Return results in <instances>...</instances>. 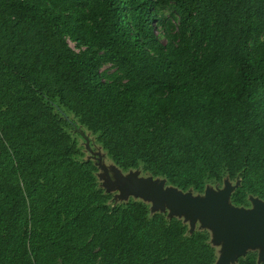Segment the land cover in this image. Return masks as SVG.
Returning <instances> with one entry per match:
<instances>
[{
    "label": "trees",
    "instance_id": "trees-1",
    "mask_svg": "<svg viewBox=\"0 0 264 264\" xmlns=\"http://www.w3.org/2000/svg\"><path fill=\"white\" fill-rule=\"evenodd\" d=\"M85 136L124 172L264 201V0H0V264H214L208 230L116 202Z\"/></svg>",
    "mask_w": 264,
    "mask_h": 264
},
{
    "label": "water",
    "instance_id": "water-1",
    "mask_svg": "<svg viewBox=\"0 0 264 264\" xmlns=\"http://www.w3.org/2000/svg\"><path fill=\"white\" fill-rule=\"evenodd\" d=\"M85 146L90 150L89 140L86 136ZM96 154L98 168L102 169L104 173H108L102 163V156L100 153L96 152ZM112 170H114V181L110 179V176H107L112 185L137 194L143 193L153 199L155 204L164 205L166 203L169 207L184 213L191 221L194 222L198 219L203 226L209 227L221 239L218 241L223 242L221 264H232L240 255L254 249L258 250V262L264 261V201L250 196L249 200L252 205L250 208L234 205L228 207L226 203L229 197L228 192L216 197L213 202L200 198L198 200V197H193L189 190L182 192L172 185L173 188L162 189L161 186L153 185L148 181L121 175L115 167ZM192 229L189 231L192 232ZM256 245H262V247ZM248 246L250 247L246 249Z\"/></svg>",
    "mask_w": 264,
    "mask_h": 264
},
{
    "label": "rangeland",
    "instance_id": "rangeland-1",
    "mask_svg": "<svg viewBox=\"0 0 264 264\" xmlns=\"http://www.w3.org/2000/svg\"><path fill=\"white\" fill-rule=\"evenodd\" d=\"M166 16L168 15L167 10L164 11ZM108 65H105L103 68H108ZM89 136V135H88ZM78 141L80 145H84V140L78 137ZM95 146V147H94ZM94 147V149H92ZM82 150L84 152V156L86 159H95V162L97 163L98 157L96 159L95 154L100 153L102 156V163L106 167V170H108V173H104L102 169H100L97 173V178L99 181L100 186L108 193H111L113 195V198L116 202H126L129 199H138L145 202L150 210V213L155 212H166L168 217L175 216L178 218H181L185 223L189 225V230H195V229H206L210 232V238L209 242L211 245H213L216 248L217 252V258L214 264H221V257L223 254V242L221 243L220 238H218L209 227L203 226L202 222H200L198 219L194 222L191 221L184 213L178 212L176 209L169 207L166 203L164 205H157L155 204L154 200L145 196L143 193H136L133 191H129L127 189L123 190V188H120L116 185H112L107 176H110V179L114 181V167L119 170V173L124 176H130L134 177L137 180H145L148 181V183H151L156 186H161L162 189H170L173 188L171 185L166 183V180L162 177H153L145 172H143L140 168L138 169H131L129 171H122L118 167H116L112 161L108 158L106 153L99 147V145H93V140L91 139V146L90 150H87L86 148L82 147ZM239 180H230L228 178H225L223 182L221 183H208L205 186V190L201 193L193 192L192 190H189L191 195L193 197H198V200L202 199L204 201H210L213 202L214 199L218 196H221L225 192L230 194L232 193L234 187H236ZM228 197L226 203L228 204V207H231L232 204H230V198ZM200 198V199H199ZM230 202V203H229ZM252 205H250L248 208H250ZM262 247V245H256ZM250 246H248L246 249H248Z\"/></svg>",
    "mask_w": 264,
    "mask_h": 264
},
{
    "label": "built area",
    "instance_id": "built-area-1",
    "mask_svg": "<svg viewBox=\"0 0 264 264\" xmlns=\"http://www.w3.org/2000/svg\"><path fill=\"white\" fill-rule=\"evenodd\" d=\"M68 43L73 47L74 46V43L70 40H68Z\"/></svg>",
    "mask_w": 264,
    "mask_h": 264
}]
</instances>
